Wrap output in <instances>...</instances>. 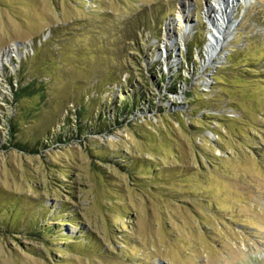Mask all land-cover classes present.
<instances>
[{
    "label": "rangeland",
    "instance_id": "obj_1",
    "mask_svg": "<svg viewBox=\"0 0 264 264\" xmlns=\"http://www.w3.org/2000/svg\"><path fill=\"white\" fill-rule=\"evenodd\" d=\"M0 264H264V0H0Z\"/></svg>",
    "mask_w": 264,
    "mask_h": 264
},
{
    "label": "trees",
    "instance_id": "obj_2",
    "mask_svg": "<svg viewBox=\"0 0 264 264\" xmlns=\"http://www.w3.org/2000/svg\"><path fill=\"white\" fill-rule=\"evenodd\" d=\"M190 48V47H189ZM189 48H188V51H189ZM194 48L195 47H192L191 49H190V52H189V55H188V51H187V54L186 55H188L189 57L187 58L186 57V59H189V60H191V55L193 54V51H194ZM23 65V61H21L20 63H19V66L21 67ZM23 71V68H21L20 70H19V72L17 73V75H19V76H15L16 77V79L17 80H19L18 81V83H19V87L21 88V86L23 85L22 83H27V87H25V88H22L20 91H19V93H17L16 95H15V98H14V105H15V110H17L18 109V102H19V98H21V97H24V96H30V95H32L35 91L31 88V84L30 83H32L31 81H33V79H32V77L31 78H28L27 76H25V74L22 72ZM13 77V76H12ZM11 77V78H12ZM9 80H10V78H9ZM161 80H163V78L161 77ZM11 81V80H10ZM29 82V83H28ZM23 87V86H22ZM137 94H139V91H138V93H132V96H134V98L132 99V101H131V103H129V104H127V105H132V106H135L138 102H139V98H137L136 99V95ZM140 95V94H139ZM123 102H125V100L123 101ZM126 103H122L121 105L123 106V105H125ZM106 123H104V125H105ZM107 126V125H106Z\"/></svg>",
    "mask_w": 264,
    "mask_h": 264
},
{
    "label": "bare ground",
    "instance_id": "obj_3",
    "mask_svg": "<svg viewBox=\"0 0 264 264\" xmlns=\"http://www.w3.org/2000/svg\"><path fill=\"white\" fill-rule=\"evenodd\" d=\"M224 11H225V9H224ZM224 11H222L221 9H217V8H215V10L213 11L212 10V12L213 13H210V20H211V23H212V25L216 28V34H213L212 35V40L213 41H210V43L208 44L209 45V55L210 56H212V54H213V52H214V50H215V47H216V45L218 44V43H220V41L222 40V39H224L225 37L223 36V34H222V31H223V29H224V22H225V13L223 14V12ZM221 15L220 17H221V20L220 21H214V19H217V15ZM213 16H214V18H213Z\"/></svg>",
    "mask_w": 264,
    "mask_h": 264
},
{
    "label": "built area",
    "instance_id": "obj_4",
    "mask_svg": "<svg viewBox=\"0 0 264 264\" xmlns=\"http://www.w3.org/2000/svg\"><path fill=\"white\" fill-rule=\"evenodd\" d=\"M15 48V47H14ZM207 48V50H208V46L206 47ZM24 53H26V52H28L29 50H30V47L29 46H27V47H25L24 49ZM206 52H204V54H205ZM202 57H203V55L201 54V57H199V59H202ZM21 61V60H20ZM20 61H19V63H20ZM10 73V72H9ZM13 73V71L10 73V74H12ZM15 73H13V75H14ZM10 77V76H9ZM10 84H11V86L13 87V80H17L16 78H10ZM15 84V83H14ZM202 84L203 85H205V84H207L206 83V80L205 81H203L202 82ZM16 85V84H15ZM19 85V83H17V86ZM9 89H11V87H10V85H9ZM13 105H14V102H13ZM15 106V105H14Z\"/></svg>",
    "mask_w": 264,
    "mask_h": 264
}]
</instances>
